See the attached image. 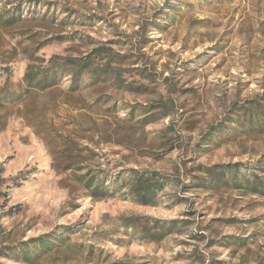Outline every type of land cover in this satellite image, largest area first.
Wrapping results in <instances>:
<instances>
[{"label":"rangeland","instance_id":"1","mask_svg":"<svg viewBox=\"0 0 264 264\" xmlns=\"http://www.w3.org/2000/svg\"><path fill=\"white\" fill-rule=\"evenodd\" d=\"M95 46L129 54L150 79L128 73L145 93L107 88L110 100L92 105L91 118L114 135L83 140L96 152L91 169L112 189L139 174L163 187L153 205L122 190L80 196L72 208L45 138L54 124L90 121L71 104L94 94L69 92L65 77L8 103L0 107V264H23L4 254L8 246L64 227L82 264H264V191L254 189L257 180L264 190V0H0V98L26 87L31 65ZM131 106L145 110L137 119L152 110L162 119L143 127ZM215 165L230 166L241 185H198L200 168ZM157 222L178 225L163 238L152 234ZM57 252L36 264H52Z\"/></svg>","mask_w":264,"mask_h":264},{"label":"trees","instance_id":"2","mask_svg":"<svg viewBox=\"0 0 264 264\" xmlns=\"http://www.w3.org/2000/svg\"><path fill=\"white\" fill-rule=\"evenodd\" d=\"M14 20L7 22L13 23ZM145 44L140 45V50L145 47ZM31 57H34L37 61L40 59L36 58V52L33 51ZM42 61L44 62L45 60ZM138 63L129 54L113 53L111 52V48L95 46L84 56H67L59 59L53 57L50 64L45 68H37L34 64L31 65L24 75L26 87L16 91V93H6L0 98V107L6 106V104L11 102H23L28 94L54 90L59 85L61 79L65 77H69L71 81L69 92L83 93L86 91L94 94V99L91 102L84 100V104L76 102L71 104L72 107L77 109L87 110L81 115L90 117V121L88 119L85 121L73 120L71 124L74 127L68 130H62L58 124H54L51 129L54 136L50 134V138L48 136L45 138L47 141H50L49 144L51 146L49 147L52 150L53 167L58 173L65 174L63 181L65 182V187L69 190L70 199L68 205H72V208L79 206L76 201L80 196L104 200L116 197L118 192L122 190L128 191L124 192L125 197L137 200L144 205L156 203L157 191L163 187L161 180H156V177L147 174H139L135 175L133 179L120 183L117 182L112 189L105 180L101 179L102 174L100 172L94 168L91 169L90 162L95 159V149L89 144L82 143L83 140L95 143L96 139L100 141L99 139H108V137L111 138L114 135L108 129L103 131V124L91 118L89 114L92 105L103 104L110 100V97L105 94L107 88L137 91L140 93L147 91L148 86L146 84L136 85L135 81H129L125 76L128 73L134 74V71H139V75H142L141 77L150 79V75L147 72L144 73L143 67L136 66ZM127 109L130 111L131 120L137 121V124H142L143 127L162 119L158 116L157 110H152L146 116L137 119L136 113L139 108L131 106ZM252 114L253 110L249 112V116H252ZM262 122L264 124V119ZM28 123L31 126L36 125L32 122ZM230 170V166L222 165L207 168L201 167L200 171L202 174H198L201 176L196 175L194 177L197 179L196 183L198 185L207 188L220 187V184L241 185L238 176L231 177L229 175L231 173ZM244 181L248 182L249 178L245 177ZM254 182V189L263 192L264 190L260 186H257V180ZM250 189H252V186H250ZM157 225H162L159 226L162 227L161 230H156L158 232L155 231L152 234H163L164 238L168 234L174 233V229H176L178 224L169 223L164 226L160 222H157ZM72 232V227H64L60 235L43 234L36 238H31L20 248L8 246L4 254L10 259L23 264H36L44 256L58 251L53 255L52 264H82L81 257L75 258L71 256L68 250ZM61 251L64 252L62 253ZM87 255L92 256L93 252L90 250L87 252ZM112 264L122 263L114 262Z\"/></svg>","mask_w":264,"mask_h":264}]
</instances>
